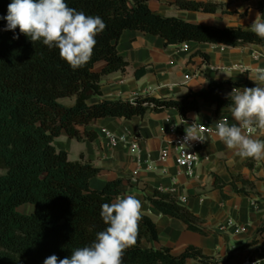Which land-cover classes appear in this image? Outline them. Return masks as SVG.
Returning a JSON list of instances; mask_svg holds the SVG:
<instances>
[{
    "label": "trees",
    "instance_id": "obj_1",
    "mask_svg": "<svg viewBox=\"0 0 264 264\" xmlns=\"http://www.w3.org/2000/svg\"><path fill=\"white\" fill-rule=\"evenodd\" d=\"M69 7L86 15L99 16L106 29L97 35L90 61L77 70L59 56L57 48L42 42L32 43L17 28L5 31L7 21L0 19V264H44L56 255L70 257L73 250L90 245L96 234L107 226L100 216L101 205L112 203L120 194L121 179L94 189L90 181L100 169L90 162L72 161L54 141L62 132L77 141H93L94 130L88 129L101 118L144 119L151 113L176 110L186 120L198 112L201 104L211 102L215 110L231 108L233 88L255 87L243 83L211 80L207 87L178 98L137 97L131 100H91L102 96L104 75L124 72L128 61L117 50L125 30H135L161 37L165 45L185 42L222 44L229 47L258 45L264 39L240 25L220 28L164 16L151 9L149 0H65ZM11 0H0V17L7 15ZM180 10L216 13L222 4L175 0ZM18 35L19 39H13ZM204 61L208 56L203 53ZM104 62L96 72L97 63ZM145 69H139L137 76ZM68 99V102H64ZM231 111V110H230ZM213 187L223 192L230 185L236 194H256L255 183L242 174L231 175L226 184L212 174ZM240 184V185H238ZM159 213L182 221L186 228L203 235L204 221L167 192L155 190L145 198ZM31 205L30 212H21ZM264 239V220L257 229ZM158 240L154 221L147 215L139 223L138 242L126 250L123 264H218L195 246H187L179 255L169 248L151 249L143 242ZM254 239L233 252L254 245ZM230 254L229 258L233 256Z\"/></svg>",
    "mask_w": 264,
    "mask_h": 264
},
{
    "label": "crops",
    "instance_id": "obj_2",
    "mask_svg": "<svg viewBox=\"0 0 264 264\" xmlns=\"http://www.w3.org/2000/svg\"><path fill=\"white\" fill-rule=\"evenodd\" d=\"M192 1L212 2L223 7L216 13H204L180 10L175 6V0H149V5L164 16L220 28L240 25L250 30L257 14L264 21V0ZM117 50L128 61V66L124 72L102 77V96L92 99V103L146 96L178 98L207 87L211 80L249 81L256 85L253 81L256 69L264 68V48L258 45L229 47L198 42L165 45L161 37L125 30ZM199 53L206 54L208 61H204ZM104 66V62H99L94 70L99 72ZM142 68L145 72L137 76L136 72ZM218 120H227L229 125L237 123L228 108L216 111L213 103L204 102L198 112L188 113L186 120L173 109L151 113L144 119L137 116L128 120L101 118L88 128L97 133L95 140L77 141L62 132L54 145L65 150L70 160L90 162L100 169L90 181L92 188L101 189L107 182L121 179L117 197L135 195L141 200L143 214L154 221L158 231V240L144 241L143 247H165L173 255H179L187 246H195L216 259L218 264H242L247 257L264 264V252L260 249L264 239L257 235V229L264 220V160L241 159L234 150H229L215 134ZM196 122L206 123L213 132L204 134L205 142L197 141L199 161L192 176H188L177 164L172 143L174 135L169 130L175 125L179 131L185 132ZM104 130L135 139L139 153L133 152L127 144L111 147ZM251 135L264 139L256 131ZM163 150L169 152L165 160L160 158ZM238 173L255 183L256 194H236L227 185L223 192L229 198L223 199L221 191L213 187L212 174L228 184L231 175ZM155 190L174 195L179 204L204 221L207 234L190 231L182 221L159 213L145 199ZM256 238V244L233 252ZM232 252L233 256L229 258ZM186 264L199 263L189 260Z\"/></svg>",
    "mask_w": 264,
    "mask_h": 264
},
{
    "label": "clouds",
    "instance_id": "obj_3",
    "mask_svg": "<svg viewBox=\"0 0 264 264\" xmlns=\"http://www.w3.org/2000/svg\"><path fill=\"white\" fill-rule=\"evenodd\" d=\"M0 19L7 21L5 31L18 28L33 44L39 41L49 49L57 48L60 58L72 70L83 68L90 61L96 37L106 29L101 17L77 11L65 0H11L7 15ZM250 30L264 39V21L259 14ZM13 39L19 36L14 35ZM253 81L255 87L232 89L230 110L237 123L229 125L227 120H218L215 134L241 159L264 160V139L251 135L256 131L264 136V68L256 69ZM185 132L180 144L184 147L190 141L206 140L195 123ZM100 216L107 227L96 234L90 245L73 250L70 257L63 259L53 254L44 264H123L126 250L138 242L142 202L135 195L117 197L114 202L101 205Z\"/></svg>",
    "mask_w": 264,
    "mask_h": 264
},
{
    "label": "built area",
    "instance_id": "obj_4",
    "mask_svg": "<svg viewBox=\"0 0 264 264\" xmlns=\"http://www.w3.org/2000/svg\"><path fill=\"white\" fill-rule=\"evenodd\" d=\"M133 100L134 99H132L131 101ZM195 125L203 132V134H211L213 132L212 128L206 123L196 122ZM169 132L170 134L174 135L172 143L175 146L178 166L183 169L188 176H192L194 167L199 161V155L196 151L198 142L190 141L188 142V146L184 147L180 144L183 142V138L186 135V132L179 131L177 128H171ZM103 134L108 140L111 147H116L118 144H127L133 152L139 153L138 142L135 139H132L127 135L118 136L108 130H104ZM168 156V150H163L160 154V158L162 160L167 159ZM260 249L262 252H264V243L260 244ZM242 264H259V261H254L247 257L246 259H244Z\"/></svg>",
    "mask_w": 264,
    "mask_h": 264
},
{
    "label": "rangeland",
    "instance_id": "obj_5",
    "mask_svg": "<svg viewBox=\"0 0 264 264\" xmlns=\"http://www.w3.org/2000/svg\"><path fill=\"white\" fill-rule=\"evenodd\" d=\"M68 99H65V103L68 102ZM4 171L0 169V175L3 173ZM32 210V206L31 205H23L19 208V211L21 212H30Z\"/></svg>",
    "mask_w": 264,
    "mask_h": 264
}]
</instances>
